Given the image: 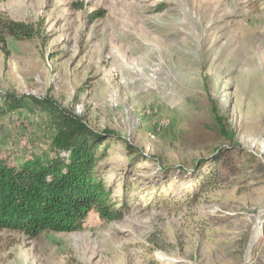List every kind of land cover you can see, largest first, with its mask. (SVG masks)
I'll return each instance as SVG.
<instances>
[{
    "label": "rangeland",
    "instance_id": "obj_1",
    "mask_svg": "<svg viewBox=\"0 0 264 264\" xmlns=\"http://www.w3.org/2000/svg\"><path fill=\"white\" fill-rule=\"evenodd\" d=\"M0 11L41 32L0 44V97H53L111 132L98 168L122 212H91L74 232L0 230V264L241 263L264 209V0H0ZM54 138L45 113L0 114L10 164L53 157ZM246 264H264V217Z\"/></svg>",
    "mask_w": 264,
    "mask_h": 264
},
{
    "label": "trees",
    "instance_id": "obj_2",
    "mask_svg": "<svg viewBox=\"0 0 264 264\" xmlns=\"http://www.w3.org/2000/svg\"><path fill=\"white\" fill-rule=\"evenodd\" d=\"M95 14L91 13L90 18H95ZM39 36L41 32L34 24L14 20L0 11L1 45L6 44L8 37L21 41ZM17 109L46 114L54 128V155L21 164L0 158V230L36 237L42 232L78 231L91 212L107 220L118 219L122 212L114 206L98 168L105 144L114 135L107 130H94L83 117L53 97L10 93L0 97V114ZM222 132L226 133L223 129ZM232 139L230 133L229 140ZM125 149L132 156L129 142ZM213 173L210 175H215L216 180L222 179L219 172ZM207 182L211 181L201 182L204 190L210 187Z\"/></svg>",
    "mask_w": 264,
    "mask_h": 264
},
{
    "label": "water",
    "instance_id": "obj_3",
    "mask_svg": "<svg viewBox=\"0 0 264 264\" xmlns=\"http://www.w3.org/2000/svg\"><path fill=\"white\" fill-rule=\"evenodd\" d=\"M263 217H264V209L260 210L257 214L251 238L248 240V242L246 244V247H245V250L243 253L242 261L239 264H246L247 263L250 251L260 237L261 221H262Z\"/></svg>",
    "mask_w": 264,
    "mask_h": 264
},
{
    "label": "bare ground",
    "instance_id": "obj_4",
    "mask_svg": "<svg viewBox=\"0 0 264 264\" xmlns=\"http://www.w3.org/2000/svg\"><path fill=\"white\" fill-rule=\"evenodd\" d=\"M162 71V70H161Z\"/></svg>",
    "mask_w": 264,
    "mask_h": 264
}]
</instances>
